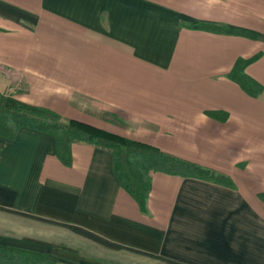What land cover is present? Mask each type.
<instances>
[{"label":"crops","instance_id":"1","mask_svg":"<svg viewBox=\"0 0 264 264\" xmlns=\"http://www.w3.org/2000/svg\"><path fill=\"white\" fill-rule=\"evenodd\" d=\"M259 52L253 96L228 74ZM0 91L233 182L153 171L143 212L110 150L67 165L21 127L0 135V264H264V0H0Z\"/></svg>","mask_w":264,"mask_h":264},{"label":"trees","instance_id":"2","mask_svg":"<svg viewBox=\"0 0 264 264\" xmlns=\"http://www.w3.org/2000/svg\"><path fill=\"white\" fill-rule=\"evenodd\" d=\"M193 27L256 37L254 33L244 29H235L220 23L201 21ZM261 56L262 52H259L249 58H239L228 74L253 96L260 94L262 85L247 74L246 67ZM21 127L52 133L56 139V154L67 165L72 163L71 147L74 142H87L95 147L110 150L114 156V172L121 186L136 199L143 212H148L147 202L153 171L200 178L222 185L233 184L231 177L221 171L160 151L148 143L118 135L86 122L63 117L49 108L26 103L0 91V135L15 139ZM4 249L13 252L12 249L6 247ZM18 252L20 253L18 255H21L20 264H34L28 258L29 252ZM16 258L17 256L13 254H7L3 264H17Z\"/></svg>","mask_w":264,"mask_h":264},{"label":"rangeland","instance_id":"3","mask_svg":"<svg viewBox=\"0 0 264 264\" xmlns=\"http://www.w3.org/2000/svg\"><path fill=\"white\" fill-rule=\"evenodd\" d=\"M262 260H264V258H262Z\"/></svg>","mask_w":264,"mask_h":264}]
</instances>
